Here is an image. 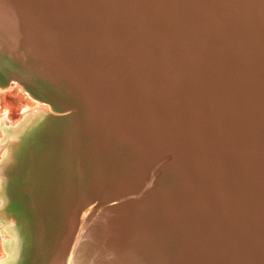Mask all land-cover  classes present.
<instances>
[{
	"label": "bare ground",
	"instance_id": "6f19581e",
	"mask_svg": "<svg viewBox=\"0 0 264 264\" xmlns=\"http://www.w3.org/2000/svg\"><path fill=\"white\" fill-rule=\"evenodd\" d=\"M115 3L97 5L96 20L74 22L66 14L81 6L71 0H0V45L13 56L35 58L45 74L66 81L78 98L73 112L79 119L66 129L59 148L39 153L34 165L36 186L46 187L34 204L41 215L35 262L229 264L238 256L236 247L250 252L248 235L254 233L249 219L235 224L234 213L249 206V191L243 199L239 187L245 183L237 182L230 168L236 137L231 108L211 86V96L201 98L204 86L188 85L187 93L194 87L200 94L180 98L177 81L155 85L156 57L145 46L153 29L147 20L122 16L127 3ZM103 9L115 16L103 21ZM99 32L104 39L93 36ZM168 87L173 91L164 92ZM154 90L163 97L150 98ZM49 107L17 81L0 86V188L15 160L19 131L28 117ZM8 127H14L13 135ZM86 130L98 142L106 139V157L112 161L78 198L72 179L87 165ZM243 133L237 142L242 146L250 134ZM221 136L226 142L216 153L214 138ZM258 137L264 150V134ZM246 152L240 161L252 158L253 152ZM55 170L63 176L53 177ZM11 220L0 222V264H12Z\"/></svg>",
	"mask_w": 264,
	"mask_h": 264
},
{
	"label": "water",
	"instance_id": "95a60500",
	"mask_svg": "<svg viewBox=\"0 0 264 264\" xmlns=\"http://www.w3.org/2000/svg\"><path fill=\"white\" fill-rule=\"evenodd\" d=\"M19 1L24 3L25 0ZM26 1L31 4L35 0ZM72 1L81 6L74 15L66 14L72 16L71 21L74 22L96 20L95 12H100L97 5L108 7L116 1L127 3L126 7H121L122 16L128 14L135 20L149 22L153 29L152 40L145 46L150 47L156 57L154 64L157 69L151 78L155 85L163 80L168 81L166 83L177 81L180 89L175 90L180 98L198 97L199 91L193 86V93L186 92L188 85L204 86L201 98L212 95V89L207 86L222 94L221 101L231 108L236 136L231 146L234 160L230 168L235 171L237 182L245 183L239 187L243 190V199L245 191H249L246 196L249 197L246 206H249L243 213L242 207L238 209L239 214L234 213L235 224L249 219L254 230L248 235L250 252L236 247L238 256L229 264H264V150L260 149L262 141L259 143L258 137L264 134V0ZM108 10L103 9V21L115 16V11ZM93 36L104 39L100 32ZM173 89L168 87L164 92H172ZM164 92L154 90L149 96L157 101ZM244 130L250 134L248 143L242 146L237 142L243 138ZM214 139L220 148H216V153L222 152L225 138ZM243 149L247 150L246 154L253 152L252 158L246 162L239 159ZM214 157L216 161L224 160L217 155ZM201 160L205 166L211 163L205 157ZM246 184L251 187L246 188Z\"/></svg>",
	"mask_w": 264,
	"mask_h": 264
},
{
	"label": "rangeland",
	"instance_id": "374dc122",
	"mask_svg": "<svg viewBox=\"0 0 264 264\" xmlns=\"http://www.w3.org/2000/svg\"><path fill=\"white\" fill-rule=\"evenodd\" d=\"M39 64L31 56H13L0 45V86L8 87L11 82L17 81L33 98L50 106L48 112L40 111L28 117L27 123L19 131L14 148L15 160L8 168L0 188V197L5 198V202L0 203L1 225L15 220L13 225L8 226L15 237L7 243V249L12 252L8 261L12 264H46L35 262V243L41 215L34 204L37 194L45 192L46 187L43 185V189H40L41 184L36 186L38 174L34 171V165L39 153L54 146L59 148V140L66 129L79 119V113L73 112L78 100L75 92H71L66 81H58L45 74ZM13 131L14 127H8L10 135L14 134ZM82 135L86 145L82 152L87 165L72 179L78 198L87 195L91 185L100 180L103 170L112 161L106 157V139L98 142L90 130ZM62 176L57 170L53 172V177ZM54 195L57 196V193Z\"/></svg>",
	"mask_w": 264,
	"mask_h": 264
}]
</instances>
